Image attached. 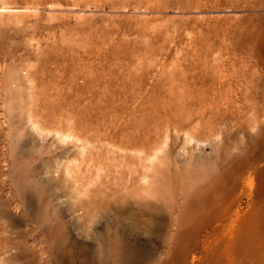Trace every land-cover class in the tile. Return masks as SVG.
Masks as SVG:
<instances>
[{"label": "rangeland", "instance_id": "1", "mask_svg": "<svg viewBox=\"0 0 264 264\" xmlns=\"http://www.w3.org/2000/svg\"><path fill=\"white\" fill-rule=\"evenodd\" d=\"M263 14L0 0V264L239 261L243 227H264V92L263 114L243 108L239 31L264 41Z\"/></svg>", "mask_w": 264, "mask_h": 264}, {"label": "bare ground", "instance_id": "2", "mask_svg": "<svg viewBox=\"0 0 264 264\" xmlns=\"http://www.w3.org/2000/svg\"><path fill=\"white\" fill-rule=\"evenodd\" d=\"M220 1V0H219ZM259 2L260 7L264 8V0H256ZM246 2V1H245ZM241 3V2H240ZM159 4V3H158ZM88 5V4H87ZM158 7V6H157ZM264 15V14H263ZM169 20V19H168ZM262 21V20H261ZM262 31L264 32V26L261 27ZM241 33H239L241 39L240 43V49L239 51H242L241 53L243 54L241 66L244 68L242 71L238 72V76H240L243 81V88H242V94L244 96V109L247 111H252L254 112V115H260L263 114L261 110H259L255 104L256 100L260 98L264 92V72L258 75L259 73L256 71L258 68H263L264 70V62L261 60L259 57L258 50L261 49V47H264V41H260L258 36L259 33V25L254 19H251L250 25L248 27H241L240 28ZM261 31V30H260ZM224 33V32H223ZM97 36V35H96ZM263 38V37H262ZM93 40V39H92ZM224 40V39H223ZM72 41V40H71ZM65 42V41H64ZM237 42V43H238ZM226 43V42H225ZM238 43V44H239ZM228 46V45H227ZM67 47V46H66ZM221 47V46H220ZM75 48V47H74ZM230 48V47H229ZM239 48V47H237ZM225 49V48H224ZM228 49V48H227ZM226 49V50H227ZM77 50V49H76ZM229 50V49H228ZM227 50V51H228ZM231 50V49H230ZM230 50L228 52H230ZM236 50V47H235ZM232 50V51H235ZM225 51V50H224ZM223 52V50L221 51ZM226 52V51H225ZM228 52H226L228 54ZM224 53V52H223ZM236 53V52H233ZM79 54V53H78ZM225 54V53H224ZM226 55V54H225ZM60 56V55H59ZM63 57V56H61ZM146 58V57H145ZM107 59V58H106ZM214 59V58H213ZM70 60V59H69ZM72 60V59H71ZM217 60V59H216ZM219 62V61H218ZM227 61H224L223 65L225 67ZM216 63V62H215ZM169 67V66H168ZM140 68V67H139ZM223 68V67H222ZM257 68V69H256ZM219 69V67L217 68ZM256 69V70H255ZM111 70V69H110ZM218 71V70H217ZM78 72V71H77ZM61 73V72H60ZM62 74V73H61ZM70 75V74H69ZM100 76V75H99ZM135 78V77H134ZM228 78V77H227ZM110 79V78H109ZM181 80V79H180ZM110 82V80H109ZM91 83V82H90ZM66 87V85H65ZM87 88V87H86ZM89 92V91H88ZM56 93V92H55ZM65 94V93H64ZM104 94V93H103ZM205 94V93H204ZM207 95V94H205ZM62 101V100H61ZM86 102V101H85ZM88 102V101H87ZM262 107V105H261ZM194 108V107H193ZM263 111V110H262ZM252 121V120H251ZM247 122V121H246ZM258 122V121H257ZM94 124V123H92ZM248 124V123H247ZM255 125V124H254ZM258 125V124H257ZM64 128V127H63ZM93 128V127H92ZM100 128V127H99ZM207 129V128H206ZM57 131V130H56ZM87 155V154H86ZM69 168V167H68ZM246 166L244 165L241 168V171L243 172L245 170ZM38 222V221H37ZM42 222V220H41ZM40 222V223H41ZM49 227V226H48ZM247 228L246 226L243 227L242 234L244 235L243 241L240 242L242 243L238 251V256L240 258L239 261H236L234 259L233 262L234 264H243V260L245 261V264H254L255 260L258 259L257 256L259 255L260 251V246H259V241L256 243L255 238L257 235L261 234V232H264V227L260 226L257 227L256 229L251 230ZM49 232V231H48ZM59 234V233H58ZM45 236V235H44ZM47 236V235H46ZM49 238V237H48ZM252 239V241L250 240ZM258 239V238H257ZM259 240V239H258ZM117 241V240H116ZM50 242V241H49ZM263 242V241H261ZM244 243V244H243ZM264 243V242H263ZM229 244V243H228ZM262 244V243H261ZM53 245V244H52ZM112 245V244H111ZM116 245V244H115ZM49 246V245H48ZM234 244L230 243L229 245L225 246V250L223 253H225L226 256L232 257L233 254L235 253L233 249ZM240 246V245H239ZM239 246L237 248H239ZM52 247V246H51ZM50 247V248H51ZM262 248V247H261ZM118 250V248H117ZM51 252V251H50ZM222 252V251H221ZM53 253V252H52ZM119 253V252H118ZM261 253V252H260ZM264 252H262L263 254ZM51 254V253H50ZM121 254V253H120ZM119 254V255H120ZM101 255V254H100ZM117 255V256H119ZM224 255V256H225ZM54 257V256H53ZM236 257V256H235ZM242 257V258H241ZM259 257V256H258ZM246 258V259H245ZM228 259V258H226ZM55 261V260H54ZM257 262V261H256ZM232 264V263H231Z\"/></svg>", "mask_w": 264, "mask_h": 264}]
</instances>
